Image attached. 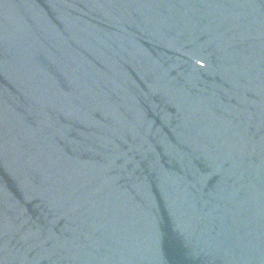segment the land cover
Instances as JSON below:
<instances>
[{"label": "water", "instance_id": "water-1", "mask_svg": "<svg viewBox=\"0 0 264 264\" xmlns=\"http://www.w3.org/2000/svg\"><path fill=\"white\" fill-rule=\"evenodd\" d=\"M0 264H264V0H0Z\"/></svg>", "mask_w": 264, "mask_h": 264}]
</instances>
